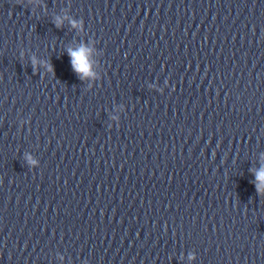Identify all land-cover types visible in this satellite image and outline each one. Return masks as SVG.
Instances as JSON below:
<instances>
[{
    "label": "clouds",
    "instance_id": "1",
    "mask_svg": "<svg viewBox=\"0 0 264 264\" xmlns=\"http://www.w3.org/2000/svg\"><path fill=\"white\" fill-rule=\"evenodd\" d=\"M57 27H60L63 21L57 17L55 21ZM73 27H77V23L72 21ZM68 55L70 57V63L73 71L83 80L87 77H91L94 75L92 71V63L89 59L91 49L88 47L81 45L80 47L73 49H67ZM33 67H36V61L33 58ZM49 70H51V65H48ZM29 162L32 161L29 159ZM255 175V186L258 194L264 195V166H262L258 171L254 173ZM192 257H190L191 259Z\"/></svg>",
    "mask_w": 264,
    "mask_h": 264
}]
</instances>
